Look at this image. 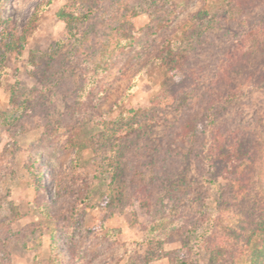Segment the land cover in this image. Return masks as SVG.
Segmentation results:
<instances>
[{"label":"rangeland","instance_id":"obj_1","mask_svg":"<svg viewBox=\"0 0 264 264\" xmlns=\"http://www.w3.org/2000/svg\"><path fill=\"white\" fill-rule=\"evenodd\" d=\"M62 5L88 14L74 35ZM260 25L264 0H0V264H250L264 246V84L228 62ZM118 27L135 43L83 97ZM167 40L195 79L171 98L183 76L153 60ZM125 122L115 145L105 128ZM214 129L245 134L237 181L211 172Z\"/></svg>","mask_w":264,"mask_h":264},{"label":"trees","instance_id":"obj_2","mask_svg":"<svg viewBox=\"0 0 264 264\" xmlns=\"http://www.w3.org/2000/svg\"><path fill=\"white\" fill-rule=\"evenodd\" d=\"M58 19L64 22L65 29L68 35H74L76 32V25L85 21L88 18L87 13H81L75 10L72 6L62 5L55 12ZM134 30L131 27L120 29L116 28L115 43L111 51L102 49L98 52L97 62L88 71L84 72L80 93L83 97L89 93L90 86L94 84L103 74H105L111 65V60L114 52L117 50H124L135 43ZM250 45V46H249ZM237 49L230 52V59L233 62H228L231 68L236 66H243V69H247L249 66V72L245 75V80L252 82L254 86L264 84V25L252 27L247 30L239 41L238 52ZM179 53L173 40H167L157 48L153 60L160 66L165 67L173 76L176 73H181L183 78L177 83L173 84L171 89L167 91L166 96L169 98L174 97L178 92L185 91L186 88H190L191 84L195 83L193 72L186 69V62L182 59H177ZM180 58V57H179ZM235 60V61H234ZM228 65L224 67L225 70H230ZM255 66L253 70L251 67ZM88 86L90 87L88 89ZM88 89V90H87ZM186 92V91H185ZM127 94V92H126ZM165 97V96H164ZM225 101H231L234 99L233 95H226ZM94 105V102L92 103ZM94 108H89L93 110ZM135 130V125L132 122H125L123 125L116 124L111 129L105 128L108 137H112L114 144L123 138L128 137ZM213 147L210 151V167L213 172L223 163V171L228 174H232L230 180L237 181V169L245 160L247 156L245 134L240 130L220 131L218 129L213 130ZM92 145H88V147ZM75 148L80 152V146L75 145L71 140L65 145V148ZM113 147L110 148V155H113ZM115 152V151H114ZM222 168V167H221ZM223 176V175H222ZM229 177V176H228ZM250 264H264V246L255 248L250 257Z\"/></svg>","mask_w":264,"mask_h":264}]
</instances>
